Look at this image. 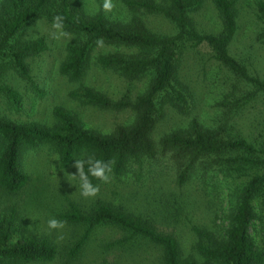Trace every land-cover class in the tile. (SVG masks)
Listing matches in <instances>:
<instances>
[{
    "label": "trees",
    "instance_id": "1",
    "mask_svg": "<svg viewBox=\"0 0 264 264\" xmlns=\"http://www.w3.org/2000/svg\"><path fill=\"white\" fill-rule=\"evenodd\" d=\"M211 2L220 21L217 34H201L191 22L189 15L199 9L201 0H161L160 4L150 0H125V7L132 13L125 24L109 22L102 11L87 17L73 0H4L5 10L0 13V77L12 73L20 80L30 81L27 59L45 50L44 41L41 38L22 41L18 36L42 15L51 20L60 15L64 31L74 38L66 45L65 58L59 64L61 76L78 81L90 52L102 38L103 46L131 52L99 55L97 64L102 69L129 81L148 76L149 82L144 92L131 102H112L85 87L70 93L71 99L94 109L133 111L134 118L128 126H116L108 134L83 128L61 107L52 109L50 126L37 122L16 123L0 115V195L15 197L23 190L29 182L22 167L24 157L42 148L55 156L62 170L76 159L88 156L114 161L109 175L115 179L131 172V165L137 166V172L144 162L150 165L165 160L178 189L185 187L192 177L206 185L204 177L214 168L228 176L245 179L237 189L234 210L222 234L191 229L195 237L192 250L202 260L200 263L183 257L176 238L159 232L150 223L153 220L105 200L95 201L87 209L71 202L59 215L61 221L82 229L65 248L63 255L67 261L79 256L96 228L108 226L119 231L120 236L104 245L105 251L137 242L158 251V264H264V254L256 248L249 232L256 219V203L264 195V145L249 143L239 135L226 133L223 128L205 129L194 118L184 128L178 127L161 136L156 143L151 138L166 111L186 115L191 108L190 93L177 74L178 62L187 44L206 45L212 58L248 89L232 101L236 109L248 105L255 96L264 95V81L249 74L228 51L236 31V0ZM256 11L262 22L259 37L264 44L263 1L256 3ZM135 13L160 15L173 26L174 34L149 32ZM0 98L10 110H18L20 95L14 89L0 85ZM87 167L85 165L86 172ZM150 168L154 174H147V177L153 181L161 172L154 166ZM89 178L94 185L102 183ZM135 178L142 179L141 172L136 173ZM159 201L157 206L162 208L168 202L163 194ZM183 201L184 196L178 192L169 206L173 211L183 210ZM6 210L0 214V264L52 263L58 256L57 246L48 237L27 231L16 213V206L12 204Z\"/></svg>",
    "mask_w": 264,
    "mask_h": 264
},
{
    "label": "rangeland",
    "instance_id": "2",
    "mask_svg": "<svg viewBox=\"0 0 264 264\" xmlns=\"http://www.w3.org/2000/svg\"><path fill=\"white\" fill-rule=\"evenodd\" d=\"M124 1L113 0L116 7L110 13L102 10L103 0H73V4L87 17L102 11L109 22L125 24L132 17V13L125 7ZM150 1L159 4L161 2ZM259 1L264 2L236 0V31L228 51L246 67L249 74L264 81V44L259 37L262 22L256 11V3ZM3 2L4 0H0V13L5 10ZM135 15L145 29L153 34H174L173 26L160 15ZM189 17L194 28L201 34H217L220 31V21L211 0H201L199 9L190 13ZM58 36L59 33L52 28V20L47 15H42L29 24L18 36L22 41L43 39L45 50L27 59L30 81L20 80L12 73L0 77V85L9 86L20 95L16 112L10 110L3 98H0V115L16 123L37 122L50 126L52 109L61 107L71 113L83 128L102 134L110 133L116 126H128L134 118L130 109L98 110L80 104L69 95L85 87L106 96L112 102L133 101L144 92L149 77L129 81L97 64L99 55L131 52L96 46L88 56L80 79L69 81L59 74L58 67L65 58L66 45L74 38L72 35L56 38ZM177 74L190 93L191 108L186 115L166 111L163 121L156 125L151 134L155 143L170 131L178 127L184 128L194 118L205 129L223 128L226 133L239 135L249 143L264 145V95L255 96L248 105L239 110L232 106V101L243 96L248 89L212 58L206 45L187 44L178 62ZM74 162L62 170L59 169L55 156L46 148L28 153L22 163L23 170L29 176L28 184L15 197L6 198L0 195V214L5 213L6 208L13 204L27 231L36 236H46L57 246L58 256L50 264H158V251L137 242L105 251L104 245L120 236L119 231L108 226L96 228L74 260L67 261L64 258L65 248L82 229L65 223L63 229L50 230L47 221L50 218L60 220L59 215L71 202L87 209L98 200L110 201L115 206H122L134 213L139 212L148 220H153L150 223L159 232L176 238L183 257H191L193 261L200 263L202 260L192 250L195 237L191 229L222 234L228 225V217L234 210L237 189L245 180L228 176L226 172L214 168L204 177L206 185L196 182L192 177L185 187L178 189L174 184L169 163L161 160L150 165L144 162L137 172V166L131 165V172L117 179L110 177L107 183H100L96 197L84 198L80 194L79 180H73L69 176L76 173ZM152 166L161 172L158 178L157 175L153 177V181L147 177V174H154L149 171ZM138 172H141L142 179L135 178ZM178 192L184 196L185 204L181 205L184 209L173 211L169 205L173 204L172 199ZM162 194L168 200L163 208L157 206ZM256 204V219L249 232L256 248L264 254V195Z\"/></svg>",
    "mask_w": 264,
    "mask_h": 264
},
{
    "label": "clouds",
    "instance_id": "3",
    "mask_svg": "<svg viewBox=\"0 0 264 264\" xmlns=\"http://www.w3.org/2000/svg\"><path fill=\"white\" fill-rule=\"evenodd\" d=\"M102 10L105 13H110L116 7L113 0H103ZM52 28L57 30L59 37H68L70 34L64 31V20L60 15H56L52 20ZM97 46H103V39L97 40ZM114 161H104L97 159L95 156H88L86 159H76L73 167L76 169V173L69 175L73 180H79L80 194L84 198H94L99 193V185H94L90 180V176L103 183H107L110 179V173L112 171ZM85 165H87V172L85 171ZM47 227L50 230H59L65 227V222L57 220L56 218H50L47 221Z\"/></svg>",
    "mask_w": 264,
    "mask_h": 264
}]
</instances>
